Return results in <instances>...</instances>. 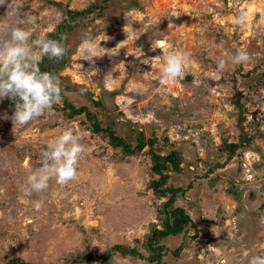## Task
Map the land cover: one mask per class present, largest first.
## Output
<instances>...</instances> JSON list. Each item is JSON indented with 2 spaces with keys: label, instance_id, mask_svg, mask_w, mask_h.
Wrapping results in <instances>:
<instances>
[{
  "label": "rangeland",
  "instance_id": "rangeland-1",
  "mask_svg": "<svg viewBox=\"0 0 264 264\" xmlns=\"http://www.w3.org/2000/svg\"><path fill=\"white\" fill-rule=\"evenodd\" d=\"M96 1L13 0L16 17H8L5 0L0 40L26 14L36 17L35 24L18 26L31 27L34 40L53 33L67 11ZM241 12L247 19L236 25ZM77 25L64 34L66 62L55 73L62 96L51 111L18 126L10 117L20 101L0 100V264L15 258L95 264L73 259L113 246L136 255L113 253L110 264H154L147 260L146 240L152 225L161 228L158 210L166 199L147 187L148 148L122 155L92 132L85 113L68 119L67 105L85 108L103 128L114 124L126 143L135 145L142 132L156 139L161 154H180V172H171L165 187L180 190L174 207L193 226L157 244L159 264H248L250 256L264 255V0H108L102 13ZM85 33L102 47L91 60L79 47ZM237 49L249 53L247 63L228 59ZM175 53L188 57L186 74L162 87L163 60L154 58ZM222 58L225 68L216 72ZM240 114L242 131L254 137L246 146H237ZM68 128L82 134L77 178L61 185L53 177L42 193L23 196L41 150ZM35 200L43 201L38 211Z\"/></svg>",
  "mask_w": 264,
  "mask_h": 264
},
{
  "label": "clouds",
  "instance_id": "clouds-1",
  "mask_svg": "<svg viewBox=\"0 0 264 264\" xmlns=\"http://www.w3.org/2000/svg\"><path fill=\"white\" fill-rule=\"evenodd\" d=\"M5 0H0L4 5ZM17 8L13 0L8 3V17L15 16ZM247 19L246 13L241 12L233 18V23L243 25ZM21 23L7 26V38L0 40V100L5 97L20 102L15 103V110L10 119L13 124L24 126L30 121H35L51 111L52 106L61 100V82L53 73L41 71L39 62L42 58L61 59L66 52L61 39L41 37L30 39L32 28L18 25H34L36 17L27 15L19 20ZM3 24V23H0ZM130 26V25H129ZM109 39L104 35L102 40ZM96 43V37L85 33L79 47L91 60L98 57V49L102 48ZM158 41L153 40L152 49H155ZM140 50V49H139ZM142 54V51L140 50ZM154 59L163 60V70L159 83L162 87L175 86L181 81L187 71L188 57L182 53L157 56ZM232 64H243L250 60L247 51L237 49L235 54L228 58ZM226 60L219 59L216 72L225 68ZM111 74L106 75L104 81L108 82ZM82 134L74 132L71 128L65 129L60 135L53 138L47 147L41 150L40 166L31 171L26 177V183L22 186L23 196L32 193H42L49 187V181L53 177L58 184H65L77 178V165L83 145L80 143ZM33 207L38 211L43 201L35 200ZM248 264H264V255H252L248 258Z\"/></svg>",
  "mask_w": 264,
  "mask_h": 264
},
{
  "label": "trees",
  "instance_id": "trees-1",
  "mask_svg": "<svg viewBox=\"0 0 264 264\" xmlns=\"http://www.w3.org/2000/svg\"><path fill=\"white\" fill-rule=\"evenodd\" d=\"M107 4L108 0L107 3L104 0H97L86 10L78 12L67 11V18H62V22L57 25L54 32L47 34L45 37L57 40L63 37V43L66 48V42L68 41V39L65 40L66 37H64V34H70L71 32H74L78 28L77 23L79 22V19L82 20L83 18H87L90 15L102 13V11L106 9ZM66 56L67 55L65 52V55L58 60L54 58L49 59L48 57H44L39 63V68L42 72L46 71L55 74L59 69L63 68L64 63L66 62ZM236 100V98H233V100H230V103L235 104ZM92 103L97 104L93 100ZM67 108L70 109L69 114H66V117L68 119H71L78 114L85 113L86 120L90 123L92 132L94 134L103 136L107 140L108 145L111 148L119 149L124 156L134 157L141 154L145 147L148 148V155L150 160L148 175L150 177V182L148 183L147 187L148 189L152 190L153 195H155L158 200H162L164 198L166 199L161 204L160 209L158 210V221L161 228L158 229L155 225H152L150 235L146 240V248L149 253V256L147 258L148 262L159 264V260L162 258V247L158 248L157 244L167 237L178 236L185 232L187 227L193 226L191 218L185 213V211L182 208L174 207V199L177 193L176 191L180 190L165 187L166 182L169 179V174L171 172H180V164L182 163L180 154L175 150H172L165 155L161 154V152H158L156 150V139H147L144 137V134L142 132L138 133L135 145L126 143L121 137L116 135L113 129L115 126L114 124L109 123L103 128L97 122L94 115L89 114V112L85 108L73 109L70 105H67ZM243 120L244 119L240 114L239 125L241 136L239 138L240 143L237 146H246L254 139V137H250L247 133H244L242 131L241 122ZM231 146L234 149L237 148L233 144ZM229 147L230 146H228L227 148ZM178 250L179 249L173 251V253L176 254ZM113 253H119L124 257L127 255H136V252L133 250L126 249L122 246H113L102 253H99L98 251L93 254L84 252L83 254H80L81 256L73 259V263L93 261L95 262V264H110V259ZM6 264L28 263L15 258L11 259Z\"/></svg>",
  "mask_w": 264,
  "mask_h": 264
}]
</instances>
